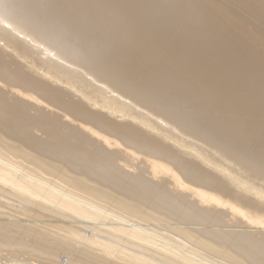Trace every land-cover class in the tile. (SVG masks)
I'll use <instances>...</instances> for the list:
<instances>
[{
    "label": "bare ground",
    "instance_id": "obj_1",
    "mask_svg": "<svg viewBox=\"0 0 264 264\" xmlns=\"http://www.w3.org/2000/svg\"><path fill=\"white\" fill-rule=\"evenodd\" d=\"M0 264H264V0H0Z\"/></svg>",
    "mask_w": 264,
    "mask_h": 264
}]
</instances>
